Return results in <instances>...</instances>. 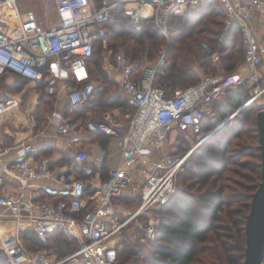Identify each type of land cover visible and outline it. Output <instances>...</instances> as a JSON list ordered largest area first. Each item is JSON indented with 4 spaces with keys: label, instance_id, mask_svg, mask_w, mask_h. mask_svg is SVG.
Listing matches in <instances>:
<instances>
[{
    "label": "built area",
    "instance_id": "built-area-1",
    "mask_svg": "<svg viewBox=\"0 0 264 264\" xmlns=\"http://www.w3.org/2000/svg\"><path fill=\"white\" fill-rule=\"evenodd\" d=\"M55 20L44 26L35 11L24 6L27 0H0V75L18 76L28 85H42L48 94H55L62 84L65 100L70 107L88 102L104 85L93 76L86 64L97 46L102 51V70L114 79L131 110L128 122L123 125L105 114L100 120H88L86 129L115 140L121 161L108 169L105 180L91 185L85 193V179H74L67 184L52 180L49 158L36 157L30 143H19L12 159L4 164L5 173L17 182L9 185L0 172V225L11 221V227L0 232V264H118L116 240L122 228L133 219L138 241L146 243L155 238L159 219L154 211L165 204L176 190V173L184 156L173 157L168 151L171 133L201 136L205 115L213 117L214 101L221 100L231 86L247 83L256 99L264 92L261 84V65L264 41L255 32L253 18L264 9V0H218L226 16L224 31L236 21L244 50V73L205 74L198 83L185 88H175L170 94L153 84L158 66L164 65L167 45L161 47L153 66L130 60L124 49L113 50L105 29L116 8L137 30L141 19L152 20L168 39L166 23L172 15L198 9L205 0H52ZM207 50L208 47L203 45ZM213 61L218 52L210 51ZM15 94L0 92V117L21 104ZM49 120L59 122V131L70 132L63 113L53 111ZM34 122V115H30ZM6 149L0 148V165ZM75 159H86L77 151ZM146 167L140 183V203L128 217L114 214L123 210L114 208V199L132 184V173L139 165ZM93 166H84L82 172L90 177ZM45 180L49 182L44 183ZM36 184L32 192L31 184ZM47 195L37 200L40 195ZM144 215L145 221H138ZM62 228L76 240L75 249L63 257L43 245L27 248L20 240V231L30 229L45 243L49 232ZM113 238L115 240H113ZM119 238V236H118Z\"/></svg>",
    "mask_w": 264,
    "mask_h": 264
},
{
    "label": "trees",
    "instance_id": "trees-1",
    "mask_svg": "<svg viewBox=\"0 0 264 264\" xmlns=\"http://www.w3.org/2000/svg\"><path fill=\"white\" fill-rule=\"evenodd\" d=\"M216 3L220 11L215 6ZM222 15L224 19H219ZM225 19L223 7L218 0H205L198 10H186L181 15H172L168 20V45L165 36L152 20L141 19V28L137 30L123 15L120 7L113 11L111 18L101 27L105 29L109 46L113 50L122 47L127 57L139 64L145 65L147 61L148 65L153 66L159 49L167 45L166 62L157 67L153 84L170 94L175 88H185L198 83L201 79L199 69L207 75H215L221 71L227 74L244 72V50L238 23L231 22L224 31ZM97 49L100 51V47L96 45L92 56L86 59V64L90 73L103 83L104 90L96 91L88 102L77 105L76 108L68 106L70 109L64 113L67 117L74 114L85 115L90 106L88 104H91L94 97H97V103L105 105L103 97L113 80L102 70V57H99ZM210 51L218 52L217 61L211 59ZM263 61L264 57L262 63ZM217 63L223 64L222 69H219ZM239 67L242 71L237 70ZM6 76L0 75V81ZM14 81V84L20 87L28 84L27 80L18 76L14 77ZM113 86L115 87L114 81ZM29 88L40 91L35 118L42 121L46 114L53 110L55 94H48L40 84ZM226 93L229 94L227 104L235 113L224 122L223 131L227 136L225 139L219 137L218 144L214 146L212 143L216 140L213 138L217 131L211 133L214 129L212 119L205 115L201 136H209L203 139V145L200 143L202 147L193 151L182 163L176 173V182L179 179L180 185L169 200L154 211L159 219L155 238L140 243L131 239H138L137 231L131 237L124 235L117 243V246H121L117 249L118 264H243L246 247L245 221L251 196L261 181V159L256 128L258 110L255 111L252 105L255 99L247 103L252 96L251 88L238 84L229 87ZM221 100L212 103L214 110H223ZM105 106H123L130 109L126 101L120 100L106 102ZM253 114L254 125L243 130V126L250 121ZM224 118V113L221 112L219 119ZM92 119L95 120L94 117ZM236 128L238 131L235 138L244 132L248 141H242L234 151L228 152L227 148L231 145L228 132L231 133ZM182 134L177 133L178 136ZM221 134L224 136L223 132ZM184 151L182 148L174 156L179 157ZM234 162L248 169L251 174L248 184H240L241 191L234 187L237 183L233 180L235 185L226 183L230 180L225 175L226 170L229 171L227 166ZM104 169L103 167L101 171L104 172ZM78 174L82 175L76 179H85L82 170ZM85 193H89L87 188ZM46 197L47 195L42 194L36 199L43 200ZM138 202L140 203L139 194L130 204L135 207ZM20 233L23 242L29 244L25 245L29 249L46 245L54 249L58 257H63L75 249L76 240L62 228L49 232L45 243L30 229H24Z\"/></svg>",
    "mask_w": 264,
    "mask_h": 264
},
{
    "label": "crops",
    "instance_id": "crops-1",
    "mask_svg": "<svg viewBox=\"0 0 264 264\" xmlns=\"http://www.w3.org/2000/svg\"><path fill=\"white\" fill-rule=\"evenodd\" d=\"M253 26L254 29H256V27H258V29L260 27L264 28V9L259 11L253 18ZM243 67L245 72L246 66ZM29 87L35 86L29 85ZM115 88L117 89L115 94L108 92L105 97H103L105 105L108 100L125 101L124 95L118 89L116 82ZM29 95H35V98L29 99ZM39 98L40 91L34 89L26 97L24 96V99H22V102L18 107H14L7 114L0 117V148L7 150L3 158V165H0V172L5 176L6 180L10 182L9 185L15 186L17 184L15 180H12L5 173L3 166L4 164L7 166L6 162L12 159L16 145L23 142L30 143L35 148L36 157L43 156L49 158V172L52 179L50 181L56 179L59 181V184L70 183L72 180L76 179L77 176L82 175L78 174V172L80 173L84 166H93L94 171L92 176H85L87 189L89 190V186L91 185H98L106 177L108 169L115 167L120 163L121 157L115 140L103 134L87 130L86 122L88 120H93V117L95 120H100L105 114H109L112 120L120 122L123 125V128H125L131 110L123 106H112L109 111H104L99 116L98 111L104 106L100 103H96L89 106L85 115L82 114V116H77L74 114L67 117L64 113L68 110L69 105L65 100L64 88H62V84H59V88L55 93L53 110L46 114L45 119L37 121L35 118V111ZM26 102L28 103V110L23 112L21 108ZM71 108H76V106ZM53 111H60L63 113L64 119L68 123L70 129L68 134L60 133L59 122L56 119L49 120L47 118ZM31 114L34 115V122H31ZM10 115H14L15 117L10 120ZM175 137L176 133L172 132L171 141H174ZM2 141H9L10 144H2ZM77 151H83L85 153L86 159L84 161L78 162L75 159ZM103 167L105 168L104 172L101 171ZM145 173L146 167L142 164H140L137 170L132 173V183H139V191L140 183L145 177ZM89 181L92 182L91 185L89 184ZM47 182H49V180L44 181V183ZM40 183H42V181H36L31 184V190L33 193L37 190L41 191V189H36V184ZM133 190L134 189L129 190L127 188V190L119 197L114 199V208L118 207L123 210L126 202L131 203L134 201L137 195H140V192ZM114 214L121 217L120 212H114ZM3 225L10 228L11 221L2 220L1 226Z\"/></svg>",
    "mask_w": 264,
    "mask_h": 264
},
{
    "label": "rangeland",
    "instance_id": "rangeland-1",
    "mask_svg": "<svg viewBox=\"0 0 264 264\" xmlns=\"http://www.w3.org/2000/svg\"><path fill=\"white\" fill-rule=\"evenodd\" d=\"M24 6L33 9L35 11L39 21L44 26H50L53 23V21L55 20L54 3L52 0H27V3ZM215 6L220 11V7L217 3ZM196 10H198V9H196ZM221 18L224 19L223 15L221 17H219V19H221ZM166 26L168 29V21L166 23ZM255 32L257 33V36L264 41V28L260 27L258 29V27H256ZM166 44L168 45V39H166ZM96 51H98V49ZM100 51H101V49H100ZM100 51H98V55H99V57H102V51L101 52ZM217 64L219 66V69H222L223 64L222 63H221L222 65L220 63H217ZM196 69L198 70V68H196ZM237 70L242 71V68L239 67ZM198 71H199L200 77L205 75V73H203L200 69ZM260 80H261V84L264 85V61H263L262 66H261V79ZM113 81H112V84H110L109 87L107 88L108 89L107 93L108 92L114 93V94L116 93L117 89L113 86ZM14 83H16V81H14V77H12L10 75H7L6 77H4V79H1V81H0V92H1V94H5V93H10L13 95L15 94V96H17L16 98L18 100H21L20 95L22 96V99H24V96L26 97L30 92H32L34 90L32 88H29L28 84H26V85L23 84L21 86L22 87L21 88L19 85H16ZM243 85L246 86L248 89L250 87V85H248L247 83H245ZM32 94H34V93H32ZM228 96H229V94L226 93V95L221 100V105L223 104V106H222L223 110H221V111L214 110L215 115L213 117H211V119H212L211 121H212L213 128H214L211 133L217 131V135H215V137L213 138V139H216L212 143V144H214V146H216L218 144L217 139H219V137L222 136L225 139V136H227V135H226L225 131H223L224 130V122H226L229 118H232L235 115V113L230 109V106L227 104ZM34 98H35V95H29V99H34ZM96 98L97 97H94L93 100H91V104H88V105L91 106V105L96 104L97 103ZM27 102L24 105H22L21 110L23 112H26L28 110V103ZM107 102L111 103V102H113V100H108ZM252 105H253V108L255 109V111L264 108V92L261 93L255 99V101L252 103ZM102 106H104V107H102L101 110L98 111L99 116L102 112L109 111L111 108V106H105L103 103H102ZM221 112L224 113V116H225V118L223 120L219 119ZM13 117H15V116L10 115L9 116L10 120ZM252 125H254V114H253L252 118H250V121L247 122V124H245V126H243V130L251 128ZM230 128L228 129V131L230 130ZM236 131H238V128H236V130H233V132H231V133L228 132V138H229V141H231L230 142L231 145L227 148L228 152L234 151L238 147L239 144L243 143L242 141H245V142L248 141V139L245 138L246 134L244 132H241L240 137L235 138ZM222 132L224 133V136L221 134ZM174 133H176V132H174ZM188 133L189 134H182L180 136H178L179 134L178 135L176 134L174 141H171V144L167 148L168 151H170L172 153L173 157H175L174 155H176V153L178 154L179 151H181L183 148L185 151L182 154H180V156H179V157H181V156L185 155L183 162L186 160V158L190 154H192L193 151H196L199 148H201L203 143H204V142L201 143L202 142L201 141L200 143L202 145L199 143L197 146H195L198 138L193 137V134L191 132H188ZM2 144L9 145L10 142L9 141H2ZM205 145H206V143L204 144V147H205ZM227 168H229V171L226 170L225 175H227V177H229L230 180H228L226 183L235 185L232 182V180H233L235 183H237V186H234V187L237 189V191H241L240 184L244 185V184H248L250 182L249 177L251 174H250L249 170L246 168H243L237 162L228 164ZM179 185H180V181L178 179L177 184H176V188H178ZM128 189L129 190L134 189L133 191H135V190L139 191V183H137V184L132 183L131 187H129ZM126 190L127 189H125L124 191H126ZM228 191H231V190H228ZM138 206H139V202L135 207L133 204H130V203L127 204L126 203L125 207H123V212L125 213V215L120 213L121 219L128 217L131 212L135 211L138 208ZM145 220H146V218L144 217V215H140V217L138 218V221H141V222L145 221ZM136 222H137V219H133L131 222L126 224L125 227L122 228L121 235L119 233V235L117 234V235L113 236L115 239H117L116 240V246H117V243L120 241V239L122 237H124V235L128 236V237L132 236V234L136 231V226H135ZM5 228H8V227L6 225H3V226L0 225V232L4 233ZM6 231H7V229H6ZM118 236H119V238H118ZM114 238H113V240H115ZM131 239L133 240V242L138 241L137 237H133ZM20 240L24 245H29L28 243L25 244L23 242V240L21 239V236H20ZM119 247H121V246H117V249Z\"/></svg>",
    "mask_w": 264,
    "mask_h": 264
},
{
    "label": "water",
    "instance_id": "water-1",
    "mask_svg": "<svg viewBox=\"0 0 264 264\" xmlns=\"http://www.w3.org/2000/svg\"><path fill=\"white\" fill-rule=\"evenodd\" d=\"M256 128L261 159V181L251 196L245 221L246 247L243 264H262L264 259V108L256 113Z\"/></svg>",
    "mask_w": 264,
    "mask_h": 264
}]
</instances>
